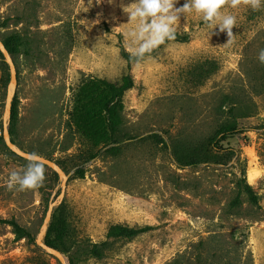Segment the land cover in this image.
Wrapping results in <instances>:
<instances>
[{
    "label": "rangeland",
    "instance_id": "obj_1",
    "mask_svg": "<svg viewBox=\"0 0 264 264\" xmlns=\"http://www.w3.org/2000/svg\"><path fill=\"white\" fill-rule=\"evenodd\" d=\"M133 2L0 0V40L17 81L9 136L68 174L45 236L54 239L64 220L55 243L65 264H264V3L231 8L226 0L222 11L237 17L231 43L196 13L181 14L179 40L128 69L133 86L123 97L117 152L92 158L102 145L76 130L75 91L86 79L115 81L127 71L120 53H129L126 33L135 22L125 8ZM3 74L8 84L0 61ZM7 84L0 82V135ZM228 123L242 132L219 147L233 151L211 149L208 139ZM11 152L1 139L0 218L14 219L28 236L0 223V264H62L35 243L61 180L43 164L40 187L9 190L10 173L28 164ZM115 224L151 228L132 239L106 237Z\"/></svg>",
    "mask_w": 264,
    "mask_h": 264
},
{
    "label": "trees",
    "instance_id": "obj_2",
    "mask_svg": "<svg viewBox=\"0 0 264 264\" xmlns=\"http://www.w3.org/2000/svg\"><path fill=\"white\" fill-rule=\"evenodd\" d=\"M179 38L180 37L176 33L174 40L177 41ZM3 44L10 53V47L8 43L4 41ZM120 54L126 62L127 71L123 73L117 80L111 81L105 78H89L79 84L75 91L71 112L72 122L76 130L89 141H91L93 145H102L100 150L91 155L92 158L96 157L101 150L109 154H115L117 152V146L114 144L116 142L114 135L122 123L120 113L124 107V94L133 86V79L128 73V69L130 68L131 63L135 62L128 52L121 51ZM0 58L2 59L0 60L2 66L6 69L7 65L5 61H3V56L1 53ZM7 81V74H3L0 78V82H2L3 86H5ZM16 116V104L12 103L10 109V120L12 124L15 121ZM240 132H242V129L236 124H225L218 128L214 135L208 139V146L213 150H229L232 152L233 149L231 148L220 149L219 143L222 142L226 137L238 134ZM11 134L12 131L9 130V135ZM1 139L2 134L0 135V140ZM10 139L14 143L11 137ZM244 191L253 202H256V197L250 185L245 184ZM56 222L57 225L54 230L56 231L55 238L52 239L50 234H46L44 240L47 245L55 249L57 248L55 239H61L65 233L64 220L58 219ZM0 223L9 225L17 238L28 236V233L25 231V229L22 228L12 218H0ZM150 228V225L128 227L122 224H115L108 228L106 237L132 239L135 236L146 232ZM49 231H52V227H49ZM91 253L95 256H99L101 254L99 250L94 248L91 249Z\"/></svg>",
    "mask_w": 264,
    "mask_h": 264
},
{
    "label": "clouds",
    "instance_id": "obj_3",
    "mask_svg": "<svg viewBox=\"0 0 264 264\" xmlns=\"http://www.w3.org/2000/svg\"><path fill=\"white\" fill-rule=\"evenodd\" d=\"M178 2L179 0H134L125 8L130 21L135 22V27L126 35L130 39L129 54L137 65L153 49L164 44L165 41L175 39L176 26L181 14L196 13L211 33L217 27L221 32L226 31L229 37L227 43H231L232 29L236 25L237 17L222 11L226 0H186L182 7L176 8ZM229 2L231 8H236L240 0H229ZM248 2L253 8H258L264 0H248ZM258 60L264 64V49L260 50ZM42 159L37 153L29 154L26 170L22 174L20 171H12L7 188L24 191L40 187L45 179Z\"/></svg>",
    "mask_w": 264,
    "mask_h": 264
},
{
    "label": "water",
    "instance_id": "obj_4",
    "mask_svg": "<svg viewBox=\"0 0 264 264\" xmlns=\"http://www.w3.org/2000/svg\"><path fill=\"white\" fill-rule=\"evenodd\" d=\"M0 53L2 54L5 63H7L8 67H9V82L7 84V92H6V98H5L4 112H3V117H2V133H1L2 139H3L5 146L10 151H12L17 156L27 160V157L29 154H31V152L24 151V150H21L20 148H18L15 145V143H13L11 141L10 136H9V132L7 129V125H8V121H9V117H10L11 100H12L13 94L15 92L17 81H16V70H15L14 62L11 59L7 49L5 48V46L1 40H0ZM42 158H43L41 161L42 164L48 166L49 168H51L53 171H55L57 173L59 179L61 180V190H60L59 194L57 195L56 199L54 201L50 202L47 206V210L45 212L42 224L40 226L37 237L35 238V243L39 247H41L45 252L56 257L62 264H65L62 253L60 251H58L57 249L47 245L44 241V236H45V233H46V230L48 227L49 220L51 218L52 210L54 207H56L60 203V201L64 195L65 182H66V179L68 178V174H65L63 172L62 168L58 164L53 162L51 159H48L44 156H42Z\"/></svg>",
    "mask_w": 264,
    "mask_h": 264
}]
</instances>
